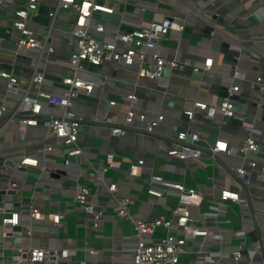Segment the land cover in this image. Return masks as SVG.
<instances>
[{
  "label": "built area",
  "instance_id": "built-area-1",
  "mask_svg": "<svg viewBox=\"0 0 264 264\" xmlns=\"http://www.w3.org/2000/svg\"><path fill=\"white\" fill-rule=\"evenodd\" d=\"M12 1L0 0V10ZM41 2L42 0H22L13 9L11 21L6 22L7 29L17 31L13 44L14 53L32 58L33 71L28 81L33 89H27L17 97L19 77L12 68L0 67V83L4 85L0 98V130L8 123V120H1L5 101L16 99L14 116L18 132L22 135L27 126L38 127L40 124L45 133H50L59 146L63 147L66 158L81 153L78 146L79 125L84 121L106 124L113 136L135 131L142 139L158 141L162 145V151L158 154L181 162L172 170L181 174V181L149 171L151 187L147 188V195L162 201V205L168 194L173 195L174 205L168 208L169 215L160 213L150 218H132L128 209L134 203L136 195L127 194L117 198L114 195L118 189L117 182L106 184L117 203L116 215L128 218L133 228L131 263L180 264L183 254L187 253L202 264H264V220L260 217L262 210L259 209L263 202V191L258 189V176L264 173V151L261 150L264 134V70L254 73L248 84L233 80L227 84H219L226 86L227 94L218 101L194 96L192 105L182 111L183 121L177 120L171 116L172 111L167 113V108L161 107L155 111L146 109L138 90L146 86L141 79L160 80L166 74L172 75L174 69L180 68L176 58L167 56V47L163 45L165 50H161L159 46L168 40L171 33L181 34L186 23L184 18L166 12L161 14V8L152 0H56L47 14L49 29L55 26L59 11L73 13V20L66 23L64 29V38L71 50L66 53V58L54 60L67 67L61 76L59 91L42 89L40 85L44 80V69L52 62L51 55L56 49L46 41L42 43L37 31L28 26L29 12L35 10ZM116 2L122 3L121 9L117 10L108 4ZM126 5L132 8L129 9ZM0 40H3L1 36ZM210 47L209 51L213 49L211 45ZM87 64L124 68L126 74H130L128 77L131 79L124 81L128 87L119 92L123 98L122 103L109 99L106 107L102 110L97 108L92 114L76 109L75 101L79 94H91L96 88V83L87 76ZM212 66H215L214 58L209 54L203 62L194 64L192 70L194 74L203 76L205 72L212 70ZM232 66V75H236V64H231V68ZM245 87L249 90L245 91ZM148 90L158 93L153 89ZM159 94L161 95L160 92ZM233 94L251 100L254 104L232 100L228 95ZM242 103L250 105L255 114L243 113L237 107ZM118 104L124 106L123 111L116 109ZM258 111H261L260 116L257 115ZM18 113L21 115H16ZM112 115L120 116L122 120L116 121ZM197 115L208 125H201ZM174 120L179 124L174 123ZM230 123L246 129V134L235 144L223 135L208 138L200 131L201 127L207 126H215L218 131H222ZM257 124L260 128L253 130ZM161 127H165V132L159 131ZM233 147L236 152L232 151ZM51 149L52 145H44L38 152L43 157ZM66 158L64 164L68 163ZM40 160L35 156L22 157L10 164L9 174H0L3 183L0 201L17 189L16 176L25 177L16 174L21 166L36 167L40 172L46 170L47 167ZM213 165H216V169H222L236 187L226 184L223 175L215 180L216 175H219L213 171L210 175L200 177L204 182L201 185L195 172L202 171L204 167L207 173V167ZM111 166L109 157L100 170L88 171L89 181L96 183L101 178V173ZM143 169V159H136L129 164L127 176L132 179L142 178ZM188 174L191 175V181L186 180ZM89 196L90 188L83 184L76 190L74 199L84 214H87L90 226L97 227L103 213L94 208ZM228 207H231L232 214L245 210L246 221L255 234V239L251 240L253 247L246 248V234L243 230H238V235L234 236L240 238L238 243L227 249H211L203 244L192 247L190 242L195 238H203L205 241L207 236L215 234L213 228L218 227L219 216L224 215L227 221L230 219ZM22 211L28 214L29 221L47 220L60 225L64 218L60 212L43 214L32 203L20 206V212L19 209L13 210L11 206H0V238L8 236L13 232L12 227L20 224ZM158 228L165 229V235L157 239L151 238ZM27 230H30V225ZM216 235L220 236L218 233ZM220 239L223 241V238ZM226 241L230 242V239ZM11 249L9 262L3 264H73L64 247L45 249L41 246H21ZM87 254L94 255L96 251L88 249ZM80 264L83 262L80 261Z\"/></svg>",
  "mask_w": 264,
  "mask_h": 264
},
{
  "label": "crops",
  "instance_id": "crops-1",
  "mask_svg": "<svg viewBox=\"0 0 264 264\" xmlns=\"http://www.w3.org/2000/svg\"><path fill=\"white\" fill-rule=\"evenodd\" d=\"M55 1L42 0L35 10L29 12L28 26L37 31L42 43L46 41L56 49L51 55L52 62L48 63L44 69V80L40 87L59 91L61 76L67 67L54 60L66 58V53L71 50L64 38V29L66 23L73 20L74 14L59 11L55 26L49 29L47 14ZM152 1H155L161 8V14L166 12L172 16L184 18L186 23L181 34L171 33L168 40L159 46L161 50L164 49L163 45L167 47V56L176 58L181 65L180 68L174 69L172 75L166 74L160 80L141 79L142 84L146 86L138 91L142 98V105L146 109L155 111L161 107L167 108V113L172 111V117L183 121L182 111L192 105L194 96L218 101L221 97L218 94L219 84H227L231 80L248 84L252 81L254 73L264 70V0ZM21 2L22 0H13L6 3L7 5L0 10V36L3 38L0 40V67L12 68L19 77L17 97L25 90L32 91L33 89L28 81L33 71L32 58L14 53L13 44L17 31L6 28V22H10L13 17V9ZM108 4L117 10L122 8L121 2ZM126 6L129 9L132 8L130 5ZM206 11L214 17L211 14L208 15ZM204 25L212 27L213 38L207 39L201 35ZM216 34H219L222 40L229 42L234 49L239 50L235 63L223 59L222 54L217 51L214 38L219 37ZM210 45L213 48L211 51H209ZM209 54L214 58L215 66H212V70L205 72L203 76L194 74L193 65L203 62ZM231 64H236V75H232L234 71L231 73ZM85 68L89 79L96 83V88L91 94H79L75 101L77 110L92 114L97 108L102 110L106 107L109 99H114L118 103L123 102L119 92L128 87L124 81L131 79L128 77L130 74H126L124 68L113 69L108 65L92 64H87ZM116 70H120V75H114ZM201 80L204 82L200 83ZM148 88L158 93H151ZM3 90L4 85L0 83V98ZM15 101L16 99H7L5 110L2 111L1 120L2 122L8 120V123L0 130V158L6 161L0 167V174L10 173L8 168L11 165L7 164V161L13 163L22 157L29 156L41 159V163H44L47 168L39 174L28 172L26 178L16 176L17 189L7 195L5 200L0 201V206H11L14 209V203L18 202L15 208L20 212V206L32 203L38 206L43 214L60 212L64 218L60 225H54L47 220L29 221L28 214L22 211L20 224L13 226V232L8 236L0 238V264L9 262L8 255L11 248L21 246H41L45 249L64 247L68 250L69 259L72 262L77 260L82 261L83 264H132L130 249L133 228L128 218L116 215L117 203L107 190L106 184L112 181L117 182L118 189L114 194L117 198L127 194L136 195L134 203L128 209L132 218H150L160 213L169 215L168 208L174 205L173 195H165V206L162 205V201L159 202L148 196L146 190L151 187L149 171L181 181L183 180L181 174L172 171L181 162L158 154L162 151V145L156 140L142 139L135 131L113 136L106 124L90 121H84L79 125L78 146L81 153L66 158L63 147L59 146L58 141L50 133L46 134L40 124L38 127L27 126L22 135L18 132L16 116H14ZM237 107H240L241 111L247 115L255 114V110L250 105L242 103ZM248 107L251 108L250 111H247ZM123 108V105L122 107L119 104L116 105V109L120 112ZM112 117L116 121L122 120L120 116L112 115ZM196 117L200 118L201 125H208L203 118L201 119V116ZM164 128L161 127L159 131L165 132ZM259 128L257 124L253 130ZM218 130L215 126L200 128L201 133L208 138H214L220 134L227 137L233 144L239 142L246 134V129L236 123H230L227 128H222V131ZM262 139L261 150L264 151V134ZM44 145H52V149L46 151L42 157L38 151ZM232 151L236 152V148L233 147ZM109 157L113 166L102 172L101 178L95 181L96 183L89 181L88 171L100 170ZM65 158L68 160L67 164H64ZM139 158L144 161L142 178H129L127 176L128 166ZM215 167L216 165L207 167V173L204 167L202 171L195 172L198 181H201L199 183L201 185L204 183L200 177H204L205 174L210 175L213 171L219 175H216L215 180H219V177L223 175L225 183L235 188L234 181L224 175L222 169ZM50 172L57 174L51 176ZM24 173L16 172L17 175H25ZM186 180L191 181V175L186 177ZM258 180L260 185L258 189L263 191V202L259 205V209L262 210L260 217L264 220V173L258 176ZM83 184H87L90 188L89 198L94 208L103 213L101 223L97 227L90 226L87 214H84L81 206L74 199L76 190ZM2 185L0 180V189ZM18 194L20 198H16ZM244 211L232 214L230 209L228 221L224 215L218 217V227L213 228L214 235L207 236L205 241L197 237L190 242V245L198 247L203 244L211 249H227L238 243L240 238L234 236L238 235L236 234L238 230H243L246 234V248L253 247L251 240L255 239V234L246 221L247 216ZM28 225H30L29 231L27 230ZM165 232V229L158 228L151 238H160L165 235ZM220 238H223V241ZM226 239H230V242ZM88 249H94L96 254L88 255ZM180 264L202 263L192 255L185 253Z\"/></svg>",
  "mask_w": 264,
  "mask_h": 264
},
{
  "label": "water",
  "instance_id": "water-1",
  "mask_svg": "<svg viewBox=\"0 0 264 264\" xmlns=\"http://www.w3.org/2000/svg\"><path fill=\"white\" fill-rule=\"evenodd\" d=\"M206 13L209 15L211 13H209L208 11H206ZM212 17H214V15L211 14ZM211 31H212V27L210 25H204V27L202 28L201 30V35L207 39H210V38H213V35L211 34ZM219 37V35H216ZM221 39V37H219ZM219 38H215L216 39V43H215V47L217 48V51L220 52L223 56V59L225 60H229V61H232V62H236L237 61V58H238V55H239V51L234 49L229 42L227 41H224V40H220ZM164 43V42H163ZM234 71V67L232 66L231 68V73H233ZM114 75H120V70H116L114 72ZM218 94L222 97L226 96L227 94V88L226 86H223V85H219L218 87ZM255 88H258V87H255ZM245 91H248L249 89L247 87L244 88ZM228 97H230V99L232 100H236L238 102H246L248 104H254L253 101L251 100H248L244 97H240V96H237V95H228ZM262 113L264 114V105L262 106ZM66 157V155H65ZM3 162H6L4 161L2 158H0V166L2 165ZM10 161H7V164H11V162L9 163ZM20 171L22 172H25L24 176L26 177V174L29 172L31 173H36V174H39L40 171L39 169H37L36 167H29V166H26V165H23L20 167ZM51 176H55L57 173L55 172H50L49 173ZM19 203L18 202H15L14 203V206L17 207ZM14 207L13 210H16V208ZM73 264H80L79 261L77 260H74L72 262Z\"/></svg>",
  "mask_w": 264,
  "mask_h": 264
},
{
  "label": "rangeland",
  "instance_id": "rangeland-1",
  "mask_svg": "<svg viewBox=\"0 0 264 264\" xmlns=\"http://www.w3.org/2000/svg\"><path fill=\"white\" fill-rule=\"evenodd\" d=\"M250 109H251V108L248 107V108H247V111H250ZM257 115L260 116V115H261V111H258ZM16 198H20L19 194H18V196H16Z\"/></svg>",
  "mask_w": 264,
  "mask_h": 264
}]
</instances>
